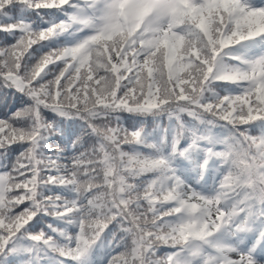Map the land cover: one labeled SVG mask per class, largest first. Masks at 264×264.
Instances as JSON below:
<instances>
[{
    "label": "snow or ice",
    "instance_id": "obj_1",
    "mask_svg": "<svg viewBox=\"0 0 264 264\" xmlns=\"http://www.w3.org/2000/svg\"><path fill=\"white\" fill-rule=\"evenodd\" d=\"M0 33V264H264V0H0Z\"/></svg>",
    "mask_w": 264,
    "mask_h": 264
},
{
    "label": "trees",
    "instance_id": "obj_2",
    "mask_svg": "<svg viewBox=\"0 0 264 264\" xmlns=\"http://www.w3.org/2000/svg\"><path fill=\"white\" fill-rule=\"evenodd\" d=\"M2 38H3V34L0 33V39H2ZM52 143H53V145L55 146V145L58 143V141H57L56 139H54V140L52 141Z\"/></svg>",
    "mask_w": 264,
    "mask_h": 264
}]
</instances>
